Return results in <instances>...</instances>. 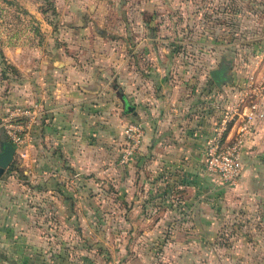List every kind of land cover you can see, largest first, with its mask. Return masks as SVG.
Wrapping results in <instances>:
<instances>
[{"label": "rangeland", "instance_id": "rangeland-1", "mask_svg": "<svg viewBox=\"0 0 264 264\" xmlns=\"http://www.w3.org/2000/svg\"><path fill=\"white\" fill-rule=\"evenodd\" d=\"M263 28L264 0H0V151L13 147L0 168V264H264V219L237 183L205 172L202 149L161 164L139 143L123 158L128 124L151 142L142 118L160 92L195 95L192 112L210 115L209 133L224 119L228 137L264 97ZM220 59L230 80L217 89L208 71ZM75 75L90 94L79 157L49 158L43 137L29 149L14 108ZM23 120L12 144L3 125Z\"/></svg>", "mask_w": 264, "mask_h": 264}, {"label": "crops", "instance_id": "crops-1", "mask_svg": "<svg viewBox=\"0 0 264 264\" xmlns=\"http://www.w3.org/2000/svg\"><path fill=\"white\" fill-rule=\"evenodd\" d=\"M257 44L260 46L261 43L257 42ZM63 74L65 75L64 70ZM64 77L60 76L56 79L48 88V93L40 95L41 98L28 99L30 114L17 118L19 120L27 118L26 125L30 126L29 133H26L28 141L30 140L29 149L32 146L37 147L38 140H42L43 137L49 143L47 144L49 158L59 154L57 149H60L65 157L74 155L78 158L80 153L76 146L77 142L74 141L81 136L84 99L90 94H87L83 87L84 76L75 75L74 78L69 76L65 79ZM126 89H129V95H132L131 86ZM158 94L157 99H149L150 102L145 103L146 114L142 118V123L147 127L144 128L145 136L148 134V127L151 128L149 137L152 140L147 145L143 135L138 151L144 153L146 157L151 156L161 164L183 160L195 162L197 150L201 151V149L203 157L204 141L211 134L209 133L212 128L210 115L204 113L203 117H200L192 112L189 104L195 102L197 99L195 95L181 98L175 93L160 92ZM91 95L93 97L94 94ZM176 98L182 101L174 102ZM151 100H153L152 104ZM171 105L175 112L171 111ZM91 106L94 105L91 104ZM131 106L133 108L130 111L133 112L136 107ZM24 122L23 120L20 124ZM177 122L185 123V125L179 128L180 133L175 134ZM235 126L234 123L233 128ZM231 133L229 132V135ZM241 161L242 170L236 189L246 196L250 194L253 216L257 219V223H261L264 219V97L262 96L256 103L252 135L245 143Z\"/></svg>", "mask_w": 264, "mask_h": 264}, {"label": "built area", "instance_id": "built-area-1", "mask_svg": "<svg viewBox=\"0 0 264 264\" xmlns=\"http://www.w3.org/2000/svg\"><path fill=\"white\" fill-rule=\"evenodd\" d=\"M255 110L256 103L253 102L241 114H238L239 118L236 126L228 137L222 134L225 129V120L221 119L219 125L204 141V170L220 184L234 186L240 177L242 170L241 156L245 143L252 135ZM29 114V108L25 107L17 106L13 110V116L17 118ZM3 127L12 144L22 145L23 138L16 133L18 129L22 128L20 123L6 124ZM125 133L131 140L129 149L123 154V158L127 159L138 147L142 131L138 125L128 124Z\"/></svg>", "mask_w": 264, "mask_h": 264}, {"label": "trees", "instance_id": "trees-1", "mask_svg": "<svg viewBox=\"0 0 264 264\" xmlns=\"http://www.w3.org/2000/svg\"><path fill=\"white\" fill-rule=\"evenodd\" d=\"M228 69H229V63L223 61V59H220L218 66L215 69H211L208 71L209 78L212 80V82L214 83L217 89L220 88L221 85L227 83L230 80V77L227 74ZM210 71L213 73V76H211ZM226 77L228 78L227 80H225ZM217 83H221L220 87L217 86ZM214 243L217 246L221 244L220 242H218V240H215Z\"/></svg>", "mask_w": 264, "mask_h": 264}, {"label": "water", "instance_id": "water-1", "mask_svg": "<svg viewBox=\"0 0 264 264\" xmlns=\"http://www.w3.org/2000/svg\"><path fill=\"white\" fill-rule=\"evenodd\" d=\"M211 76H213V73L210 71ZM228 78L226 77L225 80H227ZM221 83H217V86L220 87ZM133 107L129 104H124V110L125 111H130ZM4 144L3 147H1V151H0V168L6 166L12 157V153H13V147L9 144V143H5L4 141L2 142Z\"/></svg>", "mask_w": 264, "mask_h": 264}]
</instances>
